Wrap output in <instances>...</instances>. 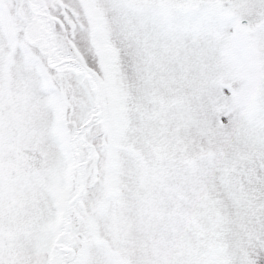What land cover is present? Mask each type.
<instances>
[{
	"label": "snow or ice",
	"instance_id": "6c2138e0",
	"mask_svg": "<svg viewBox=\"0 0 264 264\" xmlns=\"http://www.w3.org/2000/svg\"><path fill=\"white\" fill-rule=\"evenodd\" d=\"M0 264H264V0H0Z\"/></svg>",
	"mask_w": 264,
	"mask_h": 264
}]
</instances>
